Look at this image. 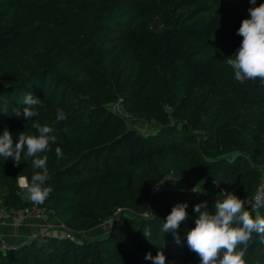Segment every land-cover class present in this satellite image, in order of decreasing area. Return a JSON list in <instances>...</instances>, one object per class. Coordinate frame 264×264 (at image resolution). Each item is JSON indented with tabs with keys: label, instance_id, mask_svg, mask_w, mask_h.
<instances>
[{
	"label": "trees",
	"instance_id": "16d2710c",
	"mask_svg": "<svg viewBox=\"0 0 264 264\" xmlns=\"http://www.w3.org/2000/svg\"><path fill=\"white\" fill-rule=\"evenodd\" d=\"M261 3L0 0V135L7 128L15 143L18 133L38 134L34 123L53 128L45 182L52 192L39 206L72 230V238L46 232L0 250V264H153L145 256L158 251L165 264H202L187 246L194 206L212 210L222 191L251 200L264 174V85L236 81L226 63L248 9ZM16 48L29 66L8 74L3 58ZM29 93L41 103L27 121ZM34 171L31 160L16 166L0 156V204L34 205L19 186ZM166 178L185 193L198 187L197 195H152ZM183 203L189 218L177 244L161 226ZM122 206L128 211L117 213ZM116 218L100 237L78 236ZM245 259L264 264V238L254 234Z\"/></svg>",
	"mask_w": 264,
	"mask_h": 264
},
{
	"label": "clouds",
	"instance_id": "9594fccd",
	"mask_svg": "<svg viewBox=\"0 0 264 264\" xmlns=\"http://www.w3.org/2000/svg\"><path fill=\"white\" fill-rule=\"evenodd\" d=\"M256 5V0H249ZM249 18L241 22L237 35L243 39L235 55L227 57L226 63L234 73V79L240 83L249 80H259L264 85V3L250 7ZM234 57V58H233ZM23 118L30 121L38 115L35 106L41 99L29 93L24 99ZM7 112V108L3 110ZM17 117L21 116L19 110L15 111ZM57 121L67 119L63 111H58ZM38 134L25 135L18 133V141L14 143L13 135L5 128L0 135V156L5 161L11 158L16 166L21 161L31 160L34 170L31 180L25 176L19 177V186L27 192L28 199L34 204H42L49 198L52 189L46 186L49 179L48 160L46 154L51 151L50 142L55 143L56 136L51 135L53 128L39 123L32 124ZM57 160L63 159L61 148L55 149ZM194 192L195 188L193 189ZM223 199H217L212 210H208L206 202L196 204L194 212L198 213L195 227L187 232V246L196 253L202 264H247L245 253L251 246L254 234L264 238V216L260 209L264 208V191L254 194L251 204L241 199L234 192L222 191ZM187 204L174 206L161 226L165 234L173 233L176 243L180 244L179 228L187 223ZM253 212L256 214L253 216ZM147 237L151 236L148 229H144ZM145 259L152 260L153 264H165L166 256L158 251L155 256L148 253Z\"/></svg>",
	"mask_w": 264,
	"mask_h": 264
},
{
	"label": "built area",
	"instance_id": "2783aa9c",
	"mask_svg": "<svg viewBox=\"0 0 264 264\" xmlns=\"http://www.w3.org/2000/svg\"><path fill=\"white\" fill-rule=\"evenodd\" d=\"M117 106V105H116ZM144 132V130H141ZM170 178L163 179L162 181L152 185L151 187V194L157 195L160 192L166 190ZM194 189V188H193ZM193 189L190 193H197L199 188L196 187L194 192ZM22 191H25L22 189ZM258 191H264V174L262 178V182L258 187ZM253 199L247 200L248 204L250 205ZM50 214L49 211L43 209L39 206V204H34L28 207H24L21 209H8L3 204H0V226H12L15 229L23 226L28 219H34L40 221L43 224L44 231L43 233H55L60 236L64 235L67 238H72V232H70L66 227L60 223L52 224L49 221ZM115 224V219L109 220L102 224L100 227L105 232L110 231ZM1 249H7L6 246H3Z\"/></svg>",
	"mask_w": 264,
	"mask_h": 264
},
{
	"label": "rangeland",
	"instance_id": "374dc122",
	"mask_svg": "<svg viewBox=\"0 0 264 264\" xmlns=\"http://www.w3.org/2000/svg\"><path fill=\"white\" fill-rule=\"evenodd\" d=\"M68 3H70V1L68 2ZM58 7H60L59 5H57ZM34 39V42L37 44H39V41L41 42V40L39 39V37L37 38V37H34L33 38ZM23 48H16V49H13V53L14 54H6V56H4V58H3V64H4V69H5V71L8 73V74H10V72L11 71H9V70H7V68H12V67H14V66H16L17 67V73L21 70L20 68H22L23 69V67H26V66H29V65H27V64H29V63H27L28 61H29V59H26L27 58V56H23V55H20V53H21V50H22ZM15 50H17V51H15ZM15 51V52H14ZM20 55V56H19ZM9 66H11V67H9ZM18 66H20V68L18 67ZM12 75V74H11ZM149 128H151L150 126H149ZM154 132V131H153ZM23 192H25V191H23ZM163 192H168V193H171V194H179V195H182V196H186V197H191V196H195V195H197V193H190V192H188V193H185L184 191H182L180 188H179V186H178V183L177 182H175V181H172L171 179L169 180V182H168V185H167V187H166V190L165 191H163ZM153 207V206H152ZM128 210H126V208H124L123 206L122 207H120L119 209H118V211H117V213H121V212H127ZM49 214H50V218H49V221L52 223V224H55V223H57L56 221H55V218H54V216L51 214V212H49ZM34 220V219H33ZM35 221H37V220H35ZM117 221H118V219L116 218V220H115V222H116V224H117ZM37 223H39L40 225H43L44 223H42V222H40V221H37ZM113 228H115L114 226H113ZM112 228V229H113ZM66 229H68V228H66ZM70 232L72 231V230H70V229H68ZM40 234H43V232L42 233H40ZM39 234V235H40ZM105 234V231L104 230H102V228L101 227H99V228H97L96 230H93V231H90V232H87V233H83V234H80V235H78V236H80V237H82V238H84V239H95V238H97V237H100V236H102V235H104ZM172 255V254H171ZM171 257H175V255L173 256H171ZM178 260H181V256L179 257V258H177Z\"/></svg>",
	"mask_w": 264,
	"mask_h": 264
},
{
	"label": "crops",
	"instance_id": "0c3cea01",
	"mask_svg": "<svg viewBox=\"0 0 264 264\" xmlns=\"http://www.w3.org/2000/svg\"><path fill=\"white\" fill-rule=\"evenodd\" d=\"M43 231V225L33 219H28L23 226L17 229L12 226H0V250H3L1 249L3 246L16 248Z\"/></svg>",
	"mask_w": 264,
	"mask_h": 264
},
{
	"label": "water",
	"instance_id": "95a60500",
	"mask_svg": "<svg viewBox=\"0 0 264 264\" xmlns=\"http://www.w3.org/2000/svg\"><path fill=\"white\" fill-rule=\"evenodd\" d=\"M116 226V222H115V224H114V227Z\"/></svg>",
	"mask_w": 264,
	"mask_h": 264
}]
</instances>
